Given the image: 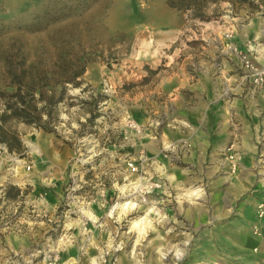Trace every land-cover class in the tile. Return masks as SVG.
Instances as JSON below:
<instances>
[{"label":"rangeland","instance_id":"rangeland-1","mask_svg":"<svg viewBox=\"0 0 264 264\" xmlns=\"http://www.w3.org/2000/svg\"><path fill=\"white\" fill-rule=\"evenodd\" d=\"M250 1L212 4L211 20L200 21L167 0H0V90H11L10 59L37 63L52 75L62 57L84 62L82 79L93 88L68 86L54 132L12 123L23 153L0 142V264H184L199 226L193 215L200 208L211 215L213 195L224 191L213 193L206 179L194 182L191 142H166V95L155 86L166 77V54H197L208 41L243 37L247 29L252 39L245 49L252 45L257 61L264 53V0ZM154 58L162 60L157 70ZM258 91L251 86V94ZM98 92L108 98L90 125L92 104L83 101ZM257 151L249 186L239 173L234 183L244 181V197L257 199L252 234L264 240L258 218L264 140ZM225 152L231 165L225 176H231L242 154L232 145ZM170 162L177 171L166 170ZM186 179L194 183L180 185ZM191 190L199 192L190 196ZM132 201L139 205L124 211ZM150 209L152 228L143 238L132 225ZM176 249L184 250L182 258L175 259Z\"/></svg>","mask_w":264,"mask_h":264},{"label":"crops","instance_id":"crops-1","mask_svg":"<svg viewBox=\"0 0 264 264\" xmlns=\"http://www.w3.org/2000/svg\"><path fill=\"white\" fill-rule=\"evenodd\" d=\"M251 36L247 29L243 37L233 35V39H222L217 44L208 41V47L203 46L197 54H166V77L155 86L156 92L166 95V142H191L194 149L187 158L196 166L194 182L206 179L213 193L224 191L213 195L211 215L208 208H200L193 215L199 226L193 250L184 264H255L264 253V240L252 234L258 201L255 196L243 195L244 181L247 186L250 183V164L258 154L259 142L264 140V86L251 94L252 85L243 78L240 60L228 49L230 44L245 49ZM171 46L166 41V47ZM207 52L210 55H203ZM257 61L264 65V53ZM151 63V69L157 70L162 60L154 58ZM229 145L241 152L242 159L238 171L225 176L231 167L225 152ZM167 168L177 171V165L171 162ZM238 173L246 179L234 183ZM229 179H233L232 185L225 187ZM194 182L186 179L180 185ZM255 247L258 253L253 251Z\"/></svg>","mask_w":264,"mask_h":264},{"label":"trees","instance_id":"trees-1","mask_svg":"<svg viewBox=\"0 0 264 264\" xmlns=\"http://www.w3.org/2000/svg\"><path fill=\"white\" fill-rule=\"evenodd\" d=\"M220 1L228 0H167V3L180 12H190L191 18L195 20L210 21L212 17L207 10ZM239 1L241 4L251 3L250 0ZM51 71L52 75H46L37 63L9 60L7 72L11 90H0V142L7 146L10 153L24 151L22 139L12 123L19 122L46 132H54L56 123L60 120V104L67 97L68 86L82 87L85 82L82 79L86 71L84 62H67L62 57ZM90 89L93 88L87 84L82 91ZM91 96L90 100L83 102L92 104L87 120L93 125L102 115V112L96 110L99 102L108 97L101 92ZM14 188L10 187L9 191Z\"/></svg>","mask_w":264,"mask_h":264},{"label":"built area","instance_id":"built-area-1","mask_svg":"<svg viewBox=\"0 0 264 264\" xmlns=\"http://www.w3.org/2000/svg\"><path fill=\"white\" fill-rule=\"evenodd\" d=\"M229 48L232 49L238 56L241 63V67L244 71L243 78L249 81L253 86L254 90H259L264 86V66L258 63L253 57V46L249 45L246 49L239 48L235 45H231ZM104 91L107 93L110 90V85L104 81ZM258 218L264 219V202L258 204ZM256 233H259L256 228ZM257 251V249H255ZM259 264H264V254Z\"/></svg>","mask_w":264,"mask_h":264},{"label":"bare ground","instance_id":"bare-ground-1","mask_svg":"<svg viewBox=\"0 0 264 264\" xmlns=\"http://www.w3.org/2000/svg\"><path fill=\"white\" fill-rule=\"evenodd\" d=\"M198 192L199 191H197V190H191L188 195H190V196L197 195ZM138 205H139L138 203L132 201L131 203L127 204L126 207H123V210L125 211L126 208H129V209L135 208ZM152 211H154V209H150L146 213L145 216H143V217H141V218L136 219V220L133 221L132 228L135 229V230H137V232L139 233V235H141L143 238L145 236V233L148 231V227L152 228V225H151L152 219H150V214H151ZM174 255H175V259H180L184 255V250H182V249H176Z\"/></svg>","mask_w":264,"mask_h":264}]
</instances>
